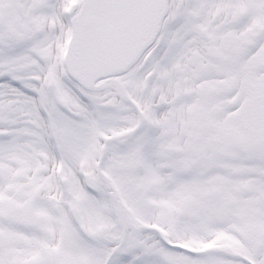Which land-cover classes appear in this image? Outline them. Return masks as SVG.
<instances>
[{
	"label": "snow or ice",
	"instance_id": "snow-or-ice-1",
	"mask_svg": "<svg viewBox=\"0 0 264 264\" xmlns=\"http://www.w3.org/2000/svg\"><path fill=\"white\" fill-rule=\"evenodd\" d=\"M0 264H264V0H0Z\"/></svg>",
	"mask_w": 264,
	"mask_h": 264
}]
</instances>
